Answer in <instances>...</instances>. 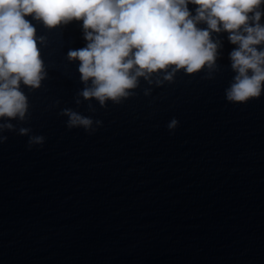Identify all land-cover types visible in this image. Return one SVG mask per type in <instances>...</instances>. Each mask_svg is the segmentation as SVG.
Wrapping results in <instances>:
<instances>
[{
  "label": "water",
  "instance_id": "obj_1",
  "mask_svg": "<svg viewBox=\"0 0 264 264\" xmlns=\"http://www.w3.org/2000/svg\"><path fill=\"white\" fill-rule=\"evenodd\" d=\"M26 19L45 38L47 78L21 85L29 119L10 121L17 130L0 143V264H264V92L227 101L228 33H213L211 75L181 70L159 87L140 78L135 95L102 107L78 95L79 61L67 59L87 44L82 21ZM65 108L95 131L69 129ZM32 135L43 145L29 147Z\"/></svg>",
  "mask_w": 264,
  "mask_h": 264
},
{
  "label": "clouds",
  "instance_id": "obj_2",
  "mask_svg": "<svg viewBox=\"0 0 264 264\" xmlns=\"http://www.w3.org/2000/svg\"><path fill=\"white\" fill-rule=\"evenodd\" d=\"M196 6L195 15L188 5ZM264 0H0V143L5 131H16L12 120L29 119V101L21 85L39 89L47 78L36 27L48 29L82 21L85 47L69 50L67 59L79 61L85 100L104 107L135 95L143 78L149 85L173 82L177 72L196 74L218 69L222 47L213 33H228L236 47L229 53L235 73L225 90L227 101L246 103L264 92ZM205 23L207 28L198 27ZM155 77V79H153ZM150 89L144 94L149 95ZM76 103L79 105L80 100ZM89 110L95 111L91 104ZM69 129L95 131L93 120L65 108ZM96 125L102 122L95 121ZM173 118L169 130L178 126ZM30 128L18 134L28 136ZM43 136H29V147L43 145Z\"/></svg>",
  "mask_w": 264,
  "mask_h": 264
}]
</instances>
